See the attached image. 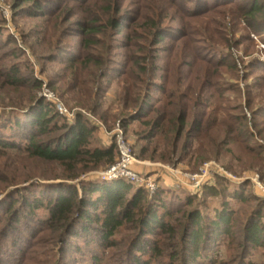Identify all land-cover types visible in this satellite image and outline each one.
Listing matches in <instances>:
<instances>
[{"label": "rangeland", "instance_id": "rangeland-1", "mask_svg": "<svg viewBox=\"0 0 264 264\" xmlns=\"http://www.w3.org/2000/svg\"><path fill=\"white\" fill-rule=\"evenodd\" d=\"M81 1L34 0L35 5L32 1L21 4V0L19 3L0 0V140H13L17 135L16 117L26 116H15L22 113L16 112L20 92L3 88L1 81L3 74L16 66L21 77L42 82L41 91H34V94L54 104L56 109L60 105L69 123L80 114L88 126H94L96 145L105 147L115 140L117 143L121 135L137 161L132 169L140 182L122 179L143 187L149 195L159 190L168 192L169 205L173 206L183 204L186 197H196L192 204L204 211V215L211 214L212 209L222 204L211 191L204 193L203 186L207 184L216 185L218 190L227 185L231 192L241 188V194L264 200V193L257 186V182L264 184V16L245 14L253 0ZM258 1L264 7V0ZM93 14H98L97 22L103 29L96 39L87 38L83 32L84 24L91 22ZM112 19L114 24L109 23ZM117 23L120 25L115 28ZM157 32L160 33L158 39ZM126 37L130 38L129 45ZM87 40L94 46L89 54L93 53L92 56L107 64L105 67L91 64L80 72L85 67L82 63L87 54ZM124 56L141 58L142 64L154 63L166 70L164 88L167 93L149 91L161 101L155 104L156 108L173 102L172 94L178 92L194 100L182 102L194 104L191 120L200 116L204 125L208 121V131L193 136L182 161L166 165L138 159L146 143H141L136 136L140 133L137 124L123 130L121 118L117 119L123 92L122 69L117 70L122 68ZM69 59L75 62H68ZM88 62L89 59L86 64ZM164 72H159V78ZM76 77L77 83L74 82ZM92 89L95 97L91 99L90 110L94 113L79 105L89 97ZM25 105L27 102L22 107ZM100 112L110 116L108 123L100 120ZM118 159L119 153L116 164ZM206 165L208 172L193 179ZM102 173L92 172L86 177L101 178ZM23 174H28L30 183L8 187ZM48 174L49 167L27 161L19 149L0 144V264L86 263L83 259L89 255L83 244L70 242L69 236L66 246L60 244L59 233L45 230L43 226L46 211L40 209L29 215L27 212L31 208H26L28 204L25 207L20 200L21 194L31 198L40 190L44 192L47 188L40 184L65 182L46 180ZM216 176L222 181H216ZM243 182L249 185L232 184ZM17 188L26 191L8 198ZM224 199L228 201L230 197L224 196ZM12 200L18 202L11 212L19 210L20 213L11 231L2 235L8 217L2 212ZM200 202L207 210L199 206ZM253 206L255 202L249 206L234 201L228 204L229 208L246 214ZM260 222L264 226V217ZM128 234L131 233L125 232V236ZM219 248V253L224 255L221 261L229 262L230 247L225 243ZM70 249L81 251L70 255ZM97 249L105 259L103 264H120L111 263L112 257L121 260L119 248ZM13 253L18 260H14ZM245 259L244 264H264V247L249 250Z\"/></svg>", "mask_w": 264, "mask_h": 264}, {"label": "trees", "instance_id": "trees-1", "mask_svg": "<svg viewBox=\"0 0 264 264\" xmlns=\"http://www.w3.org/2000/svg\"><path fill=\"white\" fill-rule=\"evenodd\" d=\"M15 1L19 3V0ZM29 1L37 5L34 0H21V4ZM195 2L200 3V0ZM245 14L264 16V7L258 0H253ZM99 19L98 14H93L91 22L84 24L83 32L87 38L96 39L98 33L103 32L97 22ZM109 23L114 24L113 19ZM119 25L115 24V28ZM159 34L157 32L155 37ZM91 43L89 40L85 42L87 54L85 63H82L85 67L80 72L85 71L91 64L99 67L107 64L106 61L101 62L100 58L92 56L93 53L89 54L94 47ZM126 44H130L129 37H126ZM67 61L75 62L74 59ZM159 67L154 63L142 64L141 58L131 59L124 56L123 66L117 70L122 69L120 74L123 79L120 114L117 119L121 118L120 126L123 130L137 124L140 133H136V136L141 143H146L140 151L139 160L174 165L188 154L193 136L208 131V121L204 125L200 116L191 120L194 104L182 102L194 100H189L188 96L178 92L172 94L173 102L156 108L155 104L161 101L150 94V89L161 94L167 93L164 88L167 73ZM161 71L165 72L159 78ZM1 81L3 88L20 92L16 100V112L22 113L15 116H26L23 117L25 120L16 117L14 125L17 135L14 139L0 140V144L9 149H19L27 161L33 160L42 167H49L46 180L65 181L40 184L42 186H38L47 189L44 192L40 190L38 195L31 198L21 194L26 191L24 188H17L7 197L21 194V202L25 207L28 204L26 208H31L27 212L29 215L44 209L47 213L42 221L45 230L59 233V242L64 246L67 245L68 236L72 239L70 242L83 244L89 255L83 259L85 264H103L105 259L99 254L98 247L119 248L121 260L113 257L110 260L111 263L120 264H232L235 261H242L244 264L249 250L264 247V226L260 222L261 217H264V200L241 194V188L231 192L226 185L218 190L211 183L207 184L211 185L209 187L203 186L204 193L211 191L222 200V204L212 209L211 214L204 215V211L192 204L196 197H186L183 204L173 206L169 205L171 198L168 192L162 193L159 190L154 195H149L143 187L125 179L86 177L92 172H106L116 164L119 153L116 140L105 147L96 145L93 141L97 131L94 126H88L80 114L69 123L54 104L47 103L34 94V91H41L42 82L21 77L16 66L8 69ZM74 82L77 83V77ZM186 91L189 93V87ZM88 95L79 105L91 111L90 102L95 97L94 90L89 91ZM24 102L27 105L22 107ZM99 115L101 121L108 123L110 116L101 112ZM112 118L113 121L116 120V117ZM20 177V180L12 181L8 187L30 183L28 174ZM215 180L222 181L218 176ZM232 184L239 187L249 185L247 182ZM224 196L230 197V200H223ZM177 198L181 200V197ZM229 201L245 206L255 202V206L246 214L244 211L229 208ZM17 202L18 200H12L2 212V215L8 216L5 218L7 225L2 230V235L8 234L18 219L20 211L10 210ZM199 206L205 207V204L200 202ZM127 231L131 234L125 236ZM117 237H120L119 240H116ZM225 243L231 251L229 262L221 261L224 255L219 253V247ZM70 250V255L81 251ZM13 254L14 260H18L15 257L17 254Z\"/></svg>", "mask_w": 264, "mask_h": 264}, {"label": "built area", "instance_id": "built-area-1", "mask_svg": "<svg viewBox=\"0 0 264 264\" xmlns=\"http://www.w3.org/2000/svg\"><path fill=\"white\" fill-rule=\"evenodd\" d=\"M58 112L60 114H64L62 107L60 105L57 106ZM121 134V132H120ZM117 145L119 150V159L117 164L111 166L106 172H103L100 176L102 179L106 180H115V179H122L126 178L130 181H133L135 183H139L140 179L138 178V174L135 173L132 169V165L134 163H137L133 155L131 154L128 145L124 142L121 135L117 138ZM212 165V164H210ZM209 168L208 165H206L201 172L193 176V179H198L201 176L205 175ZM255 183L257 182V179L253 180ZM257 186L262 189V192L264 193V184H259L257 182Z\"/></svg>", "mask_w": 264, "mask_h": 264}]
</instances>
